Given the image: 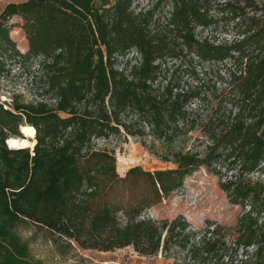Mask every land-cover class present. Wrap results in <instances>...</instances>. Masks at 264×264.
I'll use <instances>...</instances> for the list:
<instances>
[{"label":"trees","instance_id":"trees-1","mask_svg":"<svg viewBox=\"0 0 264 264\" xmlns=\"http://www.w3.org/2000/svg\"><path fill=\"white\" fill-rule=\"evenodd\" d=\"M137 2L22 0L0 12V77L39 57L53 100L0 99V264H42L17 231L25 220L81 249H178L219 264L254 248L250 261L264 264V181L253 177L264 172V0H172L163 20ZM221 21L228 39L196 36ZM131 50L135 62L119 61ZM186 55L219 65L212 94L160 79L164 60ZM22 125L34 130L31 149L7 144ZM189 133L203 149L176 143ZM121 134L173 167L119 175L114 151L95 141ZM201 167L242 208L234 224L207 222L200 234L181 214L144 216Z\"/></svg>","mask_w":264,"mask_h":264},{"label":"rangeland","instance_id":"rangeland-1","mask_svg":"<svg viewBox=\"0 0 264 264\" xmlns=\"http://www.w3.org/2000/svg\"><path fill=\"white\" fill-rule=\"evenodd\" d=\"M13 1L22 0H0V12L6 3ZM171 7L172 0H138L135 5L137 10H152L154 17L160 20L169 15ZM13 21L20 22L16 17ZM227 28V22L221 21L211 27H197L195 34L198 38L207 37L219 42L225 38L228 39L229 36L223 32V29ZM10 34L18 48L22 52L26 51L27 44L21 29L13 27ZM137 57V53L131 50L123 58H119V61L129 59L135 62ZM40 61L41 58L35 57L10 66L9 71L0 77L1 101H6L8 104L12 95H19L26 101L40 99L53 101L52 94L46 91L41 77ZM218 70L219 65L216 63L186 55L179 59L164 60L160 79H171L183 89L196 88L201 96H205L212 94L215 87L219 86ZM24 139L30 142L28 147L31 149L34 143L33 137L24 136ZM180 139H185L187 146L203 149V140L196 138L195 133L190 138L181 135L176 143ZM95 142L100 147L114 151L116 170L119 175H123L129 167L135 165L146 170L173 167L172 163L161 161L146 150L138 138L130 135L121 134L107 139L101 138ZM253 177L264 181V172H257ZM219 181L217 176L201 167L187 176L178 189L149 208L144 216L171 219L181 214L195 229L200 230V234L204 233L207 222H215L224 226L232 225L242 212V208L228 201L225 192L219 186ZM17 231L23 239L28 241L32 256L42 264H173L174 261L178 264H204L189 259L183 251L178 249H173L167 255L159 252L152 256L139 255L131 246L113 251L81 249L76 244H69L47 229L27 220L18 224ZM253 249L249 248L247 255H245V250L239 249L230 260L219 264H252L250 258ZM244 259L248 261L244 262Z\"/></svg>","mask_w":264,"mask_h":264},{"label":"bare ground","instance_id":"bare-ground-1","mask_svg":"<svg viewBox=\"0 0 264 264\" xmlns=\"http://www.w3.org/2000/svg\"><path fill=\"white\" fill-rule=\"evenodd\" d=\"M22 132L28 137H34V130L30 126H20ZM9 147H28L30 142L25 139L11 137L6 140ZM32 145V144H31ZM120 163H123L120 161Z\"/></svg>","mask_w":264,"mask_h":264},{"label":"water","instance_id":"water-1","mask_svg":"<svg viewBox=\"0 0 264 264\" xmlns=\"http://www.w3.org/2000/svg\"><path fill=\"white\" fill-rule=\"evenodd\" d=\"M20 131H21V130H20ZM21 133H22V131H21ZM22 135H23V137H22V138H19V139H24V136H26V135L23 134V133H22ZM7 144H8V143H7ZM33 145H34V143H33ZM33 145H32V147H33ZM32 147H31V148H32Z\"/></svg>","mask_w":264,"mask_h":264}]
</instances>
